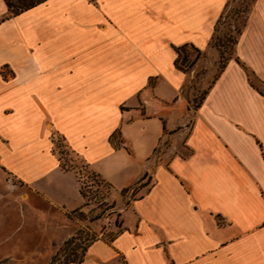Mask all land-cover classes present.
Returning a JSON list of instances; mask_svg holds the SVG:
<instances>
[{
  "label": "crops",
  "instance_id": "0c3cea01",
  "mask_svg": "<svg viewBox=\"0 0 264 264\" xmlns=\"http://www.w3.org/2000/svg\"><path fill=\"white\" fill-rule=\"evenodd\" d=\"M225 1L46 0L10 16L0 0V182L45 197L74 177L57 133L116 191L146 181L121 231L69 264H264V92L249 75L264 86V0L194 111L174 66L176 48H207Z\"/></svg>",
  "mask_w": 264,
  "mask_h": 264
},
{
  "label": "rangeland",
  "instance_id": "374dc122",
  "mask_svg": "<svg viewBox=\"0 0 264 264\" xmlns=\"http://www.w3.org/2000/svg\"><path fill=\"white\" fill-rule=\"evenodd\" d=\"M254 3L255 0H226L207 48L200 51L188 45L179 51V67L187 76L181 95L189 112L197 108L226 63L235 59L238 35ZM249 75L252 84L264 92V86ZM154 86L155 80H151L148 90L153 94L150 88ZM189 121L186 116L187 126ZM52 140L60 170L72 172L75 178L62 176L45 187L43 182L45 197L13 178L0 182V264L78 263L91 242L110 240L121 231L122 214L141 195V186L146 185L143 179L116 191L68 146L62 135L53 134ZM119 142L115 135L112 145ZM168 143L169 140L160 142L154 155ZM22 192L25 194L21 198Z\"/></svg>",
  "mask_w": 264,
  "mask_h": 264
},
{
  "label": "trees",
  "instance_id": "16d2710c",
  "mask_svg": "<svg viewBox=\"0 0 264 264\" xmlns=\"http://www.w3.org/2000/svg\"><path fill=\"white\" fill-rule=\"evenodd\" d=\"M4 1L7 5L9 15L10 16H16V15H18V14H20V13H22V12H24L30 8L35 7L36 5H39L43 2H45L46 0H4ZM184 48H186V46H182V47L175 49V51L177 53V58L174 61V66L176 69H178L180 71H183V70L179 67V63H178L179 59H180L179 51H181ZM119 147H120L119 144H114V148H119ZM218 222H220L219 218H218ZM69 263H72V262H69ZM69 263H66V264H69Z\"/></svg>",
  "mask_w": 264,
  "mask_h": 264
}]
</instances>
